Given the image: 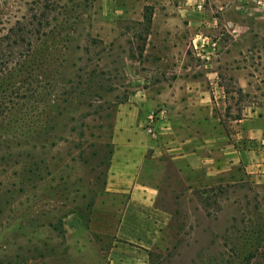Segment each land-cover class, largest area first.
Masks as SVG:
<instances>
[{
	"label": "rangeland",
	"instance_id": "374dc122",
	"mask_svg": "<svg viewBox=\"0 0 264 264\" xmlns=\"http://www.w3.org/2000/svg\"><path fill=\"white\" fill-rule=\"evenodd\" d=\"M41 11L22 64L40 88L0 126V264H81L70 216L109 252L128 200L107 186L118 131L137 103V118L148 109L172 129V84L215 93L208 116L185 112L210 136L264 127V0H0V35ZM147 121L137 184L168 216L147 264H249L264 245V179L175 161Z\"/></svg>",
	"mask_w": 264,
	"mask_h": 264
},
{
	"label": "crops",
	"instance_id": "0c3cea01",
	"mask_svg": "<svg viewBox=\"0 0 264 264\" xmlns=\"http://www.w3.org/2000/svg\"><path fill=\"white\" fill-rule=\"evenodd\" d=\"M214 95L215 93H210L197 82H185L179 86L172 84V129L167 122L156 120L153 124L160 131L159 134L170 135L168 143L172 159L185 160L192 168L205 167L210 174L221 173L239 165L247 174L264 179V127H258L259 124L252 122L243 123L244 125L241 123L233 135L210 136L192 115L185 113L186 110L190 114L204 112L208 116L209 106L217 98ZM132 107L134 109L131 113L136 115V119L132 127L118 131L121 132L124 143L114 146L107 178V186L113 192L128 194L107 260L78 218L70 216L64 221V229L77 242L81 264H107V261L109 264H147V252L155 247L168 221L167 214L154 206L155 191L137 184L136 175L142 164L139 157L144 150L141 149L142 146H136L134 139L138 136L136 132L139 126L149 118V110L147 109V113H140L141 118H137L142 105L137 103V107ZM129 121L126 118L123 124L128 125ZM212 147L217 148V160L212 157Z\"/></svg>",
	"mask_w": 264,
	"mask_h": 264
},
{
	"label": "trees",
	"instance_id": "16d2710c",
	"mask_svg": "<svg viewBox=\"0 0 264 264\" xmlns=\"http://www.w3.org/2000/svg\"><path fill=\"white\" fill-rule=\"evenodd\" d=\"M47 20L48 16L41 11L38 16L31 15L30 19L16 21L0 35V126L15 124L20 102L32 98L40 88L36 86L32 90L31 85L26 83L30 76L27 73L28 67L22 64L38 43L39 35L43 32ZM100 250L107 260L108 253ZM147 255L149 258L150 252H147ZM247 261L249 264H264V245L257 247L252 254H248Z\"/></svg>",
	"mask_w": 264,
	"mask_h": 264
},
{
	"label": "built area",
	"instance_id": "2783aa9c",
	"mask_svg": "<svg viewBox=\"0 0 264 264\" xmlns=\"http://www.w3.org/2000/svg\"><path fill=\"white\" fill-rule=\"evenodd\" d=\"M162 114V113H161ZM160 114V115H161ZM159 115V116H160ZM154 119H153V117L152 116H150L149 118H148V129H147V132L151 135L152 134V136H154L155 137V134L153 133V130H152V127H153V124H154Z\"/></svg>",
	"mask_w": 264,
	"mask_h": 264
}]
</instances>
